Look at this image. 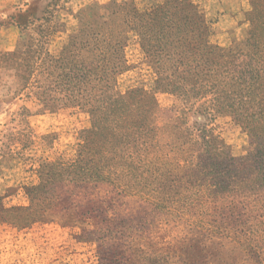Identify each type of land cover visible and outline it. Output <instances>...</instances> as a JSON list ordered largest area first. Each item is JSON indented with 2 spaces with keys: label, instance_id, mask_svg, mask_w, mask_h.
<instances>
[{
  "label": "trees",
  "instance_id": "16d2710c",
  "mask_svg": "<svg viewBox=\"0 0 264 264\" xmlns=\"http://www.w3.org/2000/svg\"><path fill=\"white\" fill-rule=\"evenodd\" d=\"M248 2V39L230 48L211 44L189 0L114 9L126 11L123 24L84 36V103L76 105L91 127L77 159L55 165L51 188L45 178L27 188L28 207L0 199L2 221H56L97 246L98 264H264V0ZM124 26L147 30L144 51L158 75L151 90L206 100L211 118L228 116L247 133L246 155L234 156L209 125L190 131L178 117L159 126L152 91H116ZM168 227L179 230L175 243Z\"/></svg>",
  "mask_w": 264,
  "mask_h": 264
},
{
  "label": "rangeland",
  "instance_id": "374dc122",
  "mask_svg": "<svg viewBox=\"0 0 264 264\" xmlns=\"http://www.w3.org/2000/svg\"><path fill=\"white\" fill-rule=\"evenodd\" d=\"M189 1L210 25L211 44L244 47L251 29L248 0ZM165 2L169 0H0V199L5 208L28 207L25 190L43 178L51 188L55 165H68L80 153L82 135L91 127L90 114L76 105L84 103V36L104 23L123 24L126 11L113 14L118 6L144 13ZM125 27L117 37L125 69L116 91L125 94L134 87L150 92L158 75L144 51L151 47L142 40L147 30ZM152 92L159 126L183 117V128L190 131L209 125L236 157L250 150L241 126L228 116L212 119L206 100L186 102ZM100 191L105 194L108 188ZM50 221L15 226L0 218V264H98L95 244L79 241L75 230ZM178 231L164 228L167 243L176 242Z\"/></svg>",
  "mask_w": 264,
  "mask_h": 264
}]
</instances>
